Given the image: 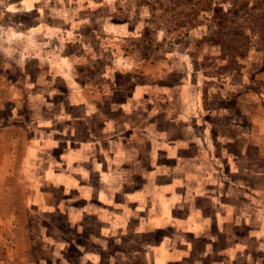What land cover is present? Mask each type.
Instances as JSON below:
<instances>
[{
	"label": "rangeland",
	"instance_id": "1",
	"mask_svg": "<svg viewBox=\"0 0 264 264\" xmlns=\"http://www.w3.org/2000/svg\"><path fill=\"white\" fill-rule=\"evenodd\" d=\"M0 264H264V0H0Z\"/></svg>",
	"mask_w": 264,
	"mask_h": 264
},
{
	"label": "crops",
	"instance_id": "2",
	"mask_svg": "<svg viewBox=\"0 0 264 264\" xmlns=\"http://www.w3.org/2000/svg\"><path fill=\"white\" fill-rule=\"evenodd\" d=\"M64 185L67 186L66 183H64Z\"/></svg>",
	"mask_w": 264,
	"mask_h": 264
}]
</instances>
